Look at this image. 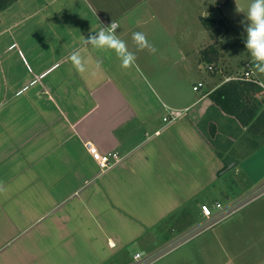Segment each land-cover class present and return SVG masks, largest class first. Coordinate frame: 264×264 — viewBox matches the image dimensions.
Wrapping results in <instances>:
<instances>
[{"label": "crops", "instance_id": "obj_1", "mask_svg": "<svg viewBox=\"0 0 264 264\" xmlns=\"http://www.w3.org/2000/svg\"><path fill=\"white\" fill-rule=\"evenodd\" d=\"M250 3L15 0L0 9V264H135L136 253L154 254L172 234L177 242L198 226L209 199L227 206L264 185V171L247 176L252 160L230 159L211 143L209 125L228 115L210 93L238 70L225 73L233 69L219 59L226 75L204 76L201 59L215 43L220 54L223 45L236 51L229 65L238 60L243 70L252 62L245 13L237 11ZM209 15L224 21L215 40L202 21ZM112 20L136 53L132 67L83 42ZM134 32L155 52L137 51ZM76 50L84 72L70 60ZM170 108L189 109L167 123ZM244 135H229L226 151H239L235 141ZM87 141L120 161L102 170ZM263 145L246 138L240 148L262 152ZM241 211L217 232V254L205 257L204 240L192 241L182 264H264V194Z\"/></svg>", "mask_w": 264, "mask_h": 264}, {"label": "trees", "instance_id": "obj_2", "mask_svg": "<svg viewBox=\"0 0 264 264\" xmlns=\"http://www.w3.org/2000/svg\"><path fill=\"white\" fill-rule=\"evenodd\" d=\"M15 0H0V9H5ZM218 6H221L220 4ZM202 21L205 27L210 31L213 40L223 34L224 21L220 18H214L211 15L203 17ZM220 51L215 43H211L201 51V59L218 67ZM263 91L262 87L251 80H229L217 87L210 93L211 100L228 115L230 123L226 124L224 129L231 130L228 134V143L234 141L245 129V137H253L251 143L259 146L261 141L259 137L264 138V98L259 95ZM232 122V123H231ZM234 125V126H233ZM221 128V126L219 127ZM218 127L209 125L208 137L213 146L218 150L220 134H217ZM230 136H234L229 139ZM219 154L222 155V153Z\"/></svg>", "mask_w": 264, "mask_h": 264}, {"label": "clouds", "instance_id": "obj_3", "mask_svg": "<svg viewBox=\"0 0 264 264\" xmlns=\"http://www.w3.org/2000/svg\"><path fill=\"white\" fill-rule=\"evenodd\" d=\"M238 12L245 13V19L240 21L246 32L245 48L252 58L250 68L255 72L264 74V0H251L246 11L237 7ZM119 24L112 20L107 27L102 26L98 31H92L87 38L83 37L85 45H91L93 49L115 52L121 61V67H132L136 62V53L130 51L126 42L117 35ZM132 40L137 51L145 49L155 52V48L149 43L142 32H134ZM73 67L78 72L85 71V60L78 50L70 56Z\"/></svg>", "mask_w": 264, "mask_h": 264}, {"label": "rangeland", "instance_id": "obj_4", "mask_svg": "<svg viewBox=\"0 0 264 264\" xmlns=\"http://www.w3.org/2000/svg\"><path fill=\"white\" fill-rule=\"evenodd\" d=\"M232 33L233 34L230 35V36H231V39H234V40H231L230 42H231L232 45H234V47H235L234 50H236V49H239V48H238L237 44H235V35H234L235 32L232 31ZM229 40H230V37H229ZM221 50H222V54L220 56L221 61L223 62V64H225L227 69H233V70H228L225 73L230 75V74L234 73L237 70H238L237 72L241 71L240 70L241 66L240 65L238 66V64L236 63L238 60H236L235 63H232V65H229V64H231L230 58L232 56H234L236 51L232 52L233 48L231 46H229V45H223V49H221ZM240 56L241 55H239V57L237 56V58H240V60H242ZM243 60L245 61L246 59L244 58ZM204 65L206 67H208V62L204 63ZM202 74L203 73H201V75ZM256 74L264 83V74H260V73H257V72H256ZM203 75L204 76L205 75L209 76V71L206 70ZM217 75L222 77L223 75H226V74H223L222 71L218 70ZM203 88H205V87H203ZM221 119L222 120L217 122L216 126L218 127L217 133H219L220 136H221L220 137L221 145L219 144V149L222 150L223 155H225L226 157H228L230 159H233V158L238 157V156L241 159H244V158L247 157V159L252 160V161H249L248 167H246L248 169L247 170V176L249 178H252V177L256 176L257 174L259 175V173H260L259 176L263 175V171H264V165H263V163H264V150L262 152H260V151L247 152V150L245 148L241 149L240 146L246 144V137L243 136V138H237L238 140L236 139V141H235L236 142L235 144H238L240 150L239 151L230 150V152H227L226 149L229 147L228 134L232 133V131H231L232 129L231 130L224 129L226 124L230 123L228 118H226V119L221 118ZM220 126H221V128H219ZM259 138H260L259 141H261L259 144L263 145L264 144V138H261V137H259ZM247 140H248V142H251V140H253V137L251 138V136H248ZM261 145H259V146H261ZM263 148H264V145H263ZM246 152H247V154H245ZM262 156H263V159H262ZM231 164H233V162H231L230 165ZM233 174L234 173H228L227 174V178H230V176H232ZM244 181L245 180H243L242 183H244ZM240 184H241V182H239V184H237V185H240ZM223 194H222V196L219 197L221 201L226 200L225 197L223 196ZM207 197H208V195H207ZM208 201L209 202H206V203H208L211 206L216 203V201L212 200V199H209ZM223 205H226L225 202H223ZM241 213H242V211L240 213L235 212L233 215H231L227 219H225V220H223V221H221L219 223H216L212 228L206 229L203 232L193 236L188 241H186V242H184L182 244H179L173 250L168 251V253L163 255L161 258L157 259L152 264H166L168 262H169L168 264H182V261H180V257H182V255L186 254L185 253L186 247L189 248L191 245L194 244V242L193 243H191V242L192 241H197V240H199V241L204 240V242H205V244H204L205 246L203 247V253H204L205 257L214 256L215 254L218 253V247L216 245H214V243H213V241L215 240V236L217 235V232L220 230L221 226H224L225 224L231 222L232 220H234V218L236 220L237 216L239 214H241ZM158 234H160V231L158 232ZM168 236H170V235H168ZM172 236H173V234L171 235V238H169L167 241H166V239L163 240V241H165L166 244H164L163 246H160L158 251L166 248L167 247L166 245L170 246L173 242H175V241H173V242L170 241L172 239ZM188 242H190L191 244H188ZM159 245H160V243H159ZM196 249H198V248H196ZM177 256H179V257H177ZM174 257H177V258L172 260Z\"/></svg>", "mask_w": 264, "mask_h": 264}, {"label": "built area", "instance_id": "obj_5", "mask_svg": "<svg viewBox=\"0 0 264 264\" xmlns=\"http://www.w3.org/2000/svg\"><path fill=\"white\" fill-rule=\"evenodd\" d=\"M224 1V0H222ZM250 63H247L243 70L236 72L226 78V81L234 79V80H251L256 83H258L263 91L261 92V97L264 96V85L262 82H260L259 79L255 77L254 70L250 68ZM205 70L210 72H215L219 69L215 67V64H208V67L205 66ZM202 82H199L194 86V90H199L202 87ZM189 108H183V109H176V108H170L167 112V114L164 116V121L167 123H171L177 119H179L181 116H183ZM85 146L89 153L92 155L93 159L99 164L100 168L102 170H107L111 168L113 165L118 163L121 159V156L118 152H102L99 150V148L92 142L87 141L85 143ZM264 194V185L261 186L258 190H256L252 195H249L241 200H239L236 203L230 204V205H223L221 202H216L214 205H209L208 203L201 204V212L203 214V221L190 230L188 233H186L184 236H182L177 242H174L170 246H167L166 248L148 255L144 256L142 253H136L135 258L138 259L135 264H152L157 259L161 258L163 255L168 253V251L173 250L176 246L179 244H182L183 242L189 240L193 236L203 232L206 229L212 228L216 223H219L231 215H233L235 212L240 210L245 205L249 204L253 200L259 198Z\"/></svg>", "mask_w": 264, "mask_h": 264}]
</instances>
